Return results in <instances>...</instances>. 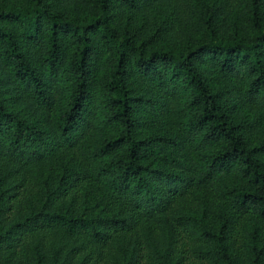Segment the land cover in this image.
I'll use <instances>...</instances> for the list:
<instances>
[{"label":"trees","instance_id":"1","mask_svg":"<svg viewBox=\"0 0 264 264\" xmlns=\"http://www.w3.org/2000/svg\"><path fill=\"white\" fill-rule=\"evenodd\" d=\"M60 1L0 6V264H264V0Z\"/></svg>","mask_w":264,"mask_h":264},{"label":"rangeland","instance_id":"2","mask_svg":"<svg viewBox=\"0 0 264 264\" xmlns=\"http://www.w3.org/2000/svg\"><path fill=\"white\" fill-rule=\"evenodd\" d=\"M29 0H0V6H15V5H24L28 4ZM57 10L62 11L65 15H78L80 17L85 16V12L89 4L85 0H65L57 2L54 6ZM16 106H21L17 103Z\"/></svg>","mask_w":264,"mask_h":264}]
</instances>
